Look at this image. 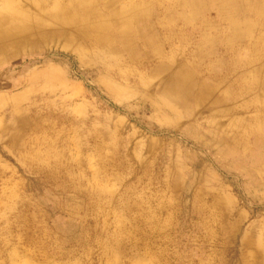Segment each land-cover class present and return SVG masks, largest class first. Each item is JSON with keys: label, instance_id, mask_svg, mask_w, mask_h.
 I'll list each match as a JSON object with an SVG mask.
<instances>
[{"label": "rangeland", "instance_id": "374dc122", "mask_svg": "<svg viewBox=\"0 0 264 264\" xmlns=\"http://www.w3.org/2000/svg\"><path fill=\"white\" fill-rule=\"evenodd\" d=\"M84 44L0 58V264H264V98L221 117L163 91L162 59Z\"/></svg>", "mask_w": 264, "mask_h": 264}, {"label": "bare ground", "instance_id": "6f19581e", "mask_svg": "<svg viewBox=\"0 0 264 264\" xmlns=\"http://www.w3.org/2000/svg\"><path fill=\"white\" fill-rule=\"evenodd\" d=\"M210 10H216L219 23L205 16ZM180 23L192 27L182 30ZM193 37L196 47L187 51L179 66L170 64L176 48L165 55V46ZM60 40L68 46L81 41L85 49L103 48L109 53L124 47L130 54L144 52L162 59L156 72L168 74L163 91L186 105L200 102L201 108H211L221 117L232 115L234 109L220 105L235 104L252 89L255 98H264V0H0V58ZM217 43L230 57L226 66L221 57L211 59ZM218 69L227 72L219 80L211 74ZM234 77L240 83L237 91L224 85L229 79L232 85ZM243 83L246 87H241ZM217 91L220 96L206 106ZM253 121L251 131L262 139L258 127L264 123V113Z\"/></svg>", "mask_w": 264, "mask_h": 264}]
</instances>
